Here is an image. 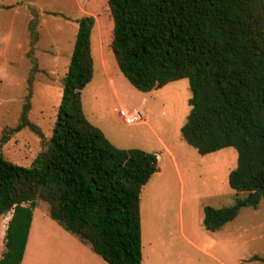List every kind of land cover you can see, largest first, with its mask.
I'll list each match as a JSON object with an SVG mask.
<instances>
[{"label": "trees", "instance_id": "trees-1", "mask_svg": "<svg viewBox=\"0 0 264 264\" xmlns=\"http://www.w3.org/2000/svg\"><path fill=\"white\" fill-rule=\"evenodd\" d=\"M106 4L113 24L109 48L131 86L150 93L186 79L190 98L182 141L202 157L225 148L236 152L227 177L234 203L205 206L204 228L218 231L242 209H257L264 198V0ZM76 22L45 149L26 167L10 162L0 148V216L10 214L0 264L21 263L37 200L107 264L142 261L140 193L157 171V158L114 147L84 116L81 93L92 78L95 21L85 15Z\"/></svg>", "mask_w": 264, "mask_h": 264}, {"label": "rangeland", "instance_id": "rangeland-1", "mask_svg": "<svg viewBox=\"0 0 264 264\" xmlns=\"http://www.w3.org/2000/svg\"><path fill=\"white\" fill-rule=\"evenodd\" d=\"M95 1L94 8L89 12L99 18V25L93 27L90 36L94 71L92 81L81 93L84 116L90 124L101 130L114 147L139 149L148 153L152 150L161 152L158 143L161 140L174 153L178 164L179 174L164 156L159 165L162 174L151 178L141 190V240L144 242V252L146 256L154 258L153 264H215L203 253L191 249L182 239L181 233L184 232L195 245L199 244L203 233L195 228L198 226L197 208L201 205L225 208L234 203V192L227 184V177L230 170L236 167V152L232 148H225L202 157L182 141L179 131L189 113L187 101L190 98L186 79L150 92V97L145 100L143 93L133 88L120 73L115 62L116 71L99 67V26L105 31L104 45L110 43L112 33L108 29L104 30V20L111 21L106 0ZM41 3L47 10H59L73 17L79 15L78 8H74L71 0L67 3L63 0H41ZM43 17L49 21L41 33L38 50L31 48L22 55L14 53L11 58V42L14 38L9 37L7 54L0 53V57H5L0 61V148L10 162L26 167L45 149L51 136L67 69L63 56L72 48L69 43L73 39L72 26L64 29L61 26L62 17L57 18L56 15ZM8 23L7 18L0 17V41L3 39L1 32L9 31ZM31 34L28 47L39 41L36 34ZM2 48L0 46V50ZM49 48L52 52H47ZM108 52L111 54L110 49ZM56 53H61L62 57L58 62H53ZM11 71L18 75L16 80L6 77ZM52 73L56 75L53 77ZM121 108L143 111L147 117L146 124L126 125L118 114ZM17 125L22 128L13 132L12 129ZM4 136L7 137L6 141H3ZM9 218L10 214L0 216L1 243ZM32 222L33 226L53 223L55 230L59 228L63 234H70L49 217L47 204L40 200L36 201L33 208ZM225 226L219 234L229 233L232 238L226 264H264L252 260L254 256L264 259V198L257 209H242ZM62 237L60 234L52 235L50 242L43 243L39 242V238L31 241L21 264H106L87 243L81 242L76 236L73 238L81 243L74 241L70 246L61 241ZM79 244L86 250L80 248ZM240 260H246V263H240Z\"/></svg>", "mask_w": 264, "mask_h": 264}, {"label": "crops", "instance_id": "crops-1", "mask_svg": "<svg viewBox=\"0 0 264 264\" xmlns=\"http://www.w3.org/2000/svg\"><path fill=\"white\" fill-rule=\"evenodd\" d=\"M70 0H63L64 3L69 2ZM71 2L74 5V8L77 7L78 8V16L73 17L71 14H66V13H61L58 11H52V10H47L43 7L41 0H0V17H3V19L7 18L9 20L8 26H9V31L8 32H1V37L3 38L0 41V46L3 47L0 50V53L2 52L3 54H7V46H9V37H13L14 40L11 42L12 43V48L10 50V54L11 58L14 57V53L15 54H23V53H27L29 51V49H37L38 50V45L41 44V36H42V31L46 28V25L48 23L49 20H47V18L43 17V15H46L47 17H51L53 15H56L57 18L62 17L63 19V23L61 24V26L65 29V28H69L72 26V36L73 39H70V44H72V48L71 50L67 51V53L64 54V59L66 62V68H68V64H69V60H70V56L73 50V45H74V41H75V35L77 32V20H79L80 18H82L85 15L88 16H92L94 18V26L98 27V19L96 18L92 13H90L89 11H91L93 7V5H95L94 3L96 2L95 0H83V2H80L79 0H71ZM39 21L38 23L36 21ZM105 25H104V30L108 29L110 30V33H112V21L110 20H104ZM93 30V29H92ZM105 31H103L102 29H100L99 26V35H98V39H99V46H98V53H97V60L99 62V67L101 69H105L108 70V68L113 69L114 71V62L116 64V61L114 59V56L111 52V54L108 52L109 48V44L108 45H104V33ZM36 34L35 37L37 36L39 38V41L35 42L32 46L28 47L29 45V36H31L32 34ZM92 33V32H91ZM91 36V35H90ZM111 40V39H110ZM111 42V41H110ZM43 49V48H42ZM45 50V49H44ZM111 51V50H110ZM47 52H52L51 49H47ZM57 55L55 56V58L53 59V62L56 61L58 62V59H61V53H56ZM90 54H91V59H92V75H93V71H94V58L93 55L91 53V42H90ZM112 55V56H111ZM113 57V58H112ZM22 58V57H20ZM5 59V57H0V61L2 62ZM1 66L2 63H0V83L2 82V75H1ZM117 66V64H116ZM55 66H53L54 68ZM67 71V69H66ZM66 73V72H65ZM53 77L54 75H56V73H52ZM7 78L11 79V80H16V78H18V75H16V73L14 72H9L6 75ZM56 77V76H55ZM92 81V78H91ZM90 81V82H91ZM90 82L88 84H90ZM16 83V82H15ZM111 84H113L112 81H110ZM87 84V85H88ZM62 91V90H61ZM151 93H143L142 95L145 97V100H147L150 97ZM159 145H161V152H157L155 150L150 151L149 153H152L156 156L157 158V171L155 172V174L151 177H156L161 175V169L159 167V165L162 163L163 157L165 156L166 159H168L171 163L173 168L175 169L176 173L179 174L178 172V164L175 158L174 153L167 148L163 142L161 140H158ZM196 151V150H195ZM143 188V187H142ZM143 190V189H141ZM140 207H141V193H140ZM205 205H201L197 208L196 210V219H197V223L198 226L195 227L197 230H199L201 232V234L203 235V239L201 242H199V244L195 245L193 242L190 241V239L184 235L182 232V239L185 241V243L187 245H189L191 247V249H193L194 251H198L203 253L207 258H209L211 261H213V263L215 264H226V258H228V254L230 252V242H231V235H229V233H223L222 235H220L219 233L221 231H224L225 229V224L220 230L215 231V232H210L207 231L204 226H203V218H204V213H203V209H204ZM142 216H141V208H140V223H141V236H142V222H141ZM46 225H50V226H46ZM54 224L50 223V224H42V223H38L36 226H33V222L31 221V225H30V229H29V233H28V238H27V243L25 246V250L26 248L29 246L30 242H34L36 241L38 238L40 239L39 242H50V240L52 239V235H63L64 237L61 238V241L68 243V246L73 245L74 241H78L79 240H75V238H73L74 236H71L70 234H63L62 232H60L61 230H58L59 228H57V230L54 229ZM42 229V231H41ZM50 230V231H47ZM65 231V230H64ZM67 232V231H65ZM69 233V232H67ZM4 236H1V240L3 239ZM81 243V242H79ZM80 248L84 246L79 244ZM144 242L143 240H141V252H142V261L141 264H153L154 262V258L146 256L145 252H144ZM232 247H234V243H232ZM67 246V247H68ZM221 247V249H218V247ZM227 248V249H225ZM24 250V253H25ZM84 250H86V248H84ZM4 251V246L3 243H1L0 241V257L1 254ZM78 251H81V249H78ZM214 253V254H213ZM24 256V254H23ZM23 261V259H22ZM21 261V263H22ZM241 262H245V261H241ZM20 263V264H21ZM106 263V262H105ZM107 264V263H106ZM242 264V263H241Z\"/></svg>", "mask_w": 264, "mask_h": 264}, {"label": "built area", "instance_id": "built-area-1", "mask_svg": "<svg viewBox=\"0 0 264 264\" xmlns=\"http://www.w3.org/2000/svg\"><path fill=\"white\" fill-rule=\"evenodd\" d=\"M119 116L126 125H143L146 124V116L143 111L138 109L127 110L125 108L118 109Z\"/></svg>", "mask_w": 264, "mask_h": 264}]
</instances>
